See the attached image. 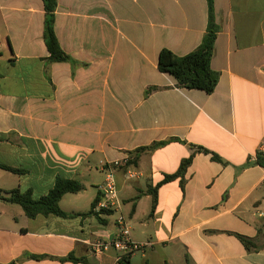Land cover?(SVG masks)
I'll return each mask as SVG.
<instances>
[{"label": "crops", "instance_id": "obj_1", "mask_svg": "<svg viewBox=\"0 0 264 264\" xmlns=\"http://www.w3.org/2000/svg\"><path fill=\"white\" fill-rule=\"evenodd\" d=\"M214 7L220 79L208 94L158 66L164 49L200 46L208 0H58L70 60L56 63L43 0H0V164L23 171L0 167L1 264H115V250L96 256L91 242L117 235L118 214L90 212L103 165L126 156L120 214L135 242L152 244L129 264H264V0ZM192 156L184 185L161 184ZM58 177L84 186L60 202L69 217L30 219L3 199L19 189L39 200Z\"/></svg>", "mask_w": 264, "mask_h": 264}, {"label": "trees", "instance_id": "obj_2", "mask_svg": "<svg viewBox=\"0 0 264 264\" xmlns=\"http://www.w3.org/2000/svg\"><path fill=\"white\" fill-rule=\"evenodd\" d=\"M43 2L46 11L44 38L49 51V57L46 60L48 63L67 62L70 60V57L61 47L55 32V13L58 6V0H43ZM208 4L209 19L207 32L200 46L185 56H177L170 50L164 49L160 52L158 66L161 72L171 75L177 81L178 87L202 90L208 94H212L220 79V74L212 69L211 61L213 58L215 43L221 28L216 22L214 0H208ZM200 151L208 153L205 149H200ZM192 160L193 156L185 159L181 163L179 170L173 175L166 176L161 184L182 178V184L184 185V176L188 167L191 165ZM257 161L264 166V155L259 154ZM0 167L17 174L23 173V171L19 169L2 164H0ZM82 190H84V186L80 182L58 177L54 188L39 200L33 198L31 191L21 192L19 189H14L8 192V197H3V199L7 202L20 205L26 216L30 219L36 218L39 215L69 217L71 215L61 209L60 202L65 195L79 193ZM151 193L153 195L154 209L157 205L158 199L157 189L152 190ZM97 201L98 198L93 204V208ZM93 208L90 213H93ZM240 238L245 245L248 246L250 244L248 239L243 237ZM31 257L39 259L42 256ZM67 260L76 263L83 262V259H77L72 255L68 257ZM8 264H18V262L14 261ZM127 264H129V261H127Z\"/></svg>", "mask_w": 264, "mask_h": 264}, {"label": "built area", "instance_id": "obj_3", "mask_svg": "<svg viewBox=\"0 0 264 264\" xmlns=\"http://www.w3.org/2000/svg\"><path fill=\"white\" fill-rule=\"evenodd\" d=\"M259 154L264 155V136L259 146ZM133 158L126 156L121 159L109 161L103 165L105 173L104 182L98 187L99 198L93 208L96 215L104 212L117 213L116 226L118 233L116 236H106L91 242L92 252L96 256H102L111 249L117 252L115 264H127L129 258L138 251H145L152 246L151 243H137L131 237V227L126 217L120 214L121 201L119 198V190L116 182V173L120 168L127 167L131 164ZM129 176L133 177L134 173L129 172Z\"/></svg>", "mask_w": 264, "mask_h": 264}]
</instances>
